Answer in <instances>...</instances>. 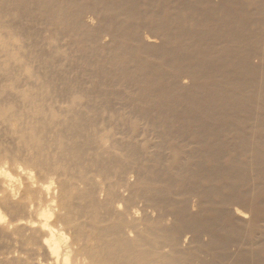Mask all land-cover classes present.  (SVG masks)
Here are the masks:
<instances>
[{
  "label": "bare ground",
  "instance_id": "obj_1",
  "mask_svg": "<svg viewBox=\"0 0 264 264\" xmlns=\"http://www.w3.org/2000/svg\"><path fill=\"white\" fill-rule=\"evenodd\" d=\"M0 264H264V0H0Z\"/></svg>",
  "mask_w": 264,
  "mask_h": 264
}]
</instances>
